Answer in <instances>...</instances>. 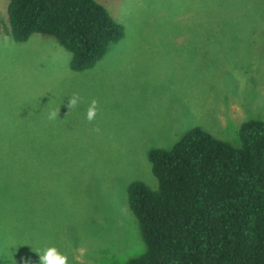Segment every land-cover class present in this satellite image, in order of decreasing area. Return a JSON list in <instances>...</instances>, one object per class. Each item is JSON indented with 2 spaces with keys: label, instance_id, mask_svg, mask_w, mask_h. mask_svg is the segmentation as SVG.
<instances>
[{
  "label": "rangeland",
  "instance_id": "obj_1",
  "mask_svg": "<svg viewBox=\"0 0 264 264\" xmlns=\"http://www.w3.org/2000/svg\"><path fill=\"white\" fill-rule=\"evenodd\" d=\"M95 1L124 35L73 71L54 37L4 31L0 0V264L49 247L68 264L141 254L127 187H156L148 151L194 126L237 145L241 122L264 120V0Z\"/></svg>",
  "mask_w": 264,
  "mask_h": 264
},
{
  "label": "trees",
  "instance_id": "obj_2",
  "mask_svg": "<svg viewBox=\"0 0 264 264\" xmlns=\"http://www.w3.org/2000/svg\"><path fill=\"white\" fill-rule=\"evenodd\" d=\"M7 15L15 41L54 37L73 71L92 68L124 35L95 0H9ZM238 141L194 126L148 151L156 187H127L144 251L117 264H264V120L241 122Z\"/></svg>",
  "mask_w": 264,
  "mask_h": 264
},
{
  "label": "clouds",
  "instance_id": "obj_3",
  "mask_svg": "<svg viewBox=\"0 0 264 264\" xmlns=\"http://www.w3.org/2000/svg\"><path fill=\"white\" fill-rule=\"evenodd\" d=\"M79 102V97H70L67 107L69 109L76 107ZM98 102L93 99L87 110V119L89 122L93 121L96 117ZM58 115V112L52 111L49 113L48 119L54 120ZM99 131V129H95ZM40 264H68V257L65 254H61L56 247H49L43 255L39 254ZM25 264H28L25 261Z\"/></svg>",
  "mask_w": 264,
  "mask_h": 264
}]
</instances>
